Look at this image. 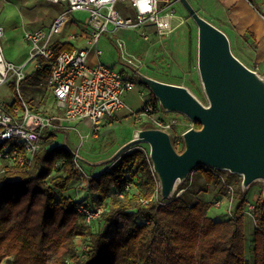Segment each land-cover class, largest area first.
Here are the masks:
<instances>
[{
    "label": "trees",
    "instance_id": "1",
    "mask_svg": "<svg viewBox=\"0 0 264 264\" xmlns=\"http://www.w3.org/2000/svg\"><path fill=\"white\" fill-rule=\"evenodd\" d=\"M73 48L71 43L55 45L57 53ZM48 76L49 71L40 66L23 82L32 77L42 82ZM152 100L155 111L162 110L153 94ZM19 102L17 95L12 105ZM12 105L6 108L11 110ZM55 134V130H45L33 165L20 168L6 163L0 167V264H50L52 251L59 252L57 264H154L155 242L166 264H264L263 192L255 202L256 227L249 256L243 213L246 192L239 195L234 216L227 219L208 215V203L192 201L185 194L172 199L159 195L157 201L158 178L149 150L139 144L108 169L91 173L94 198L88 205L104 202L105 209L92 224L81 222V200L65 195L71 181L78 178L75 155L65 144L46 147ZM132 168H136V186L124 190L126 172ZM198 169L210 182L220 181V174L226 172ZM56 170L63 172L55 175ZM144 199L150 200L148 204Z\"/></svg>",
    "mask_w": 264,
    "mask_h": 264
},
{
    "label": "built area",
    "instance_id": "2",
    "mask_svg": "<svg viewBox=\"0 0 264 264\" xmlns=\"http://www.w3.org/2000/svg\"><path fill=\"white\" fill-rule=\"evenodd\" d=\"M48 1L63 6V9L49 25L26 29L24 38L30 46V59L37 60V67L43 66L49 71L45 86L53 95L59 114L46 115L33 110L26 102L21 93V86L26 78L25 69L28 62L17 64L6 58L1 42L5 29L0 25V87L12 84L20 99L18 105H13L11 110L0 103V159L20 168L33 164L37 152L42 148L45 130L77 129L75 123H81L87 125L89 136L97 137L102 132L106 120L126 107L125 97L135 86V81L113 65L99 59L103 55L99 42L104 33L113 37L120 29L137 28L147 24L152 25L161 38L170 35L183 24V20L177 15L173 0ZM119 3L124 4L127 10H119ZM127 11L132 14L129 15ZM79 12L87 14L80 22L75 20V14ZM72 24L75 26L73 29ZM77 42L84 44L78 45ZM57 43H71L74 48L57 53ZM119 45L122 46L121 41ZM92 52L97 56V61L90 60ZM131 61L125 65L134 72L129 66H133ZM142 108V114H151L153 124L172 134L177 148L183 146L182 133L185 131L179 130V127L185 125L187 130L197 126L196 122L189 118V121L184 123L162 110L155 111V104L150 98ZM78 154L77 151L74 152L76 167L80 176L87 178V195L78 204V212L82 216L81 222L92 224L102 215L105 205L104 202L93 207L88 205L93 201L90 188L92 175L86 172ZM135 171L136 168H132L126 172L124 190L135 188ZM224 183L227 193L218 198L215 206L224 203L229 194L234 196V186L226 180ZM120 195H123L122 191ZM158 195L156 192L154 197ZM149 201L143 200L144 203ZM254 212L255 202L247 201L244 215L254 217Z\"/></svg>",
    "mask_w": 264,
    "mask_h": 264
},
{
    "label": "rangeland",
    "instance_id": "3",
    "mask_svg": "<svg viewBox=\"0 0 264 264\" xmlns=\"http://www.w3.org/2000/svg\"><path fill=\"white\" fill-rule=\"evenodd\" d=\"M10 1L11 3H6L3 0L0 2V9H2L0 20L5 29V34L1 39L3 52L7 59L17 64L28 62L25 69L27 77L37 68V60L29 58L30 46L24 38L25 30L49 25L52 19L61 11V7L60 5L50 3L48 0ZM174 1H176L174 7L177 15L181 17L183 24L179 25L170 35L160 38L159 35H156L149 29L152 25L144 24L137 28L120 29L119 37L118 34L111 37L109 33H104L101 36L99 46L103 51V55L101 56L102 61L113 65L135 81V86L132 88L130 95L125 97L127 106L104 123V129L108 127L107 131L105 129L97 137L89 136L87 127L80 123L75 125L77 129H55L56 134L52 139L53 141L46 146L48 149L65 144L73 152L77 151L83 158L96 162L110 157L121 145L132 139L136 131L143 128L145 123H152L151 114L146 112L142 114L141 112L146 99L148 97L150 100L152 99L151 91L133 71L123 65L124 63L130 64L129 60H132L131 63L145 74L155 78L160 77L158 79L163 81L187 86L200 100L208 103L198 68V26L181 1ZM117 8L122 12L123 10H127L124 4L120 3L117 5ZM127 13L129 15L132 14L130 11H127ZM201 13L206 18L211 19V16L205 10H202ZM86 16L85 12H79L75 14V20H79V22L83 21ZM71 28L73 29L75 26L72 24ZM78 30L81 31L80 28ZM120 41L122 42V46L119 45ZM77 44L83 45L84 43L77 42ZM232 49L238 56L237 49L233 46ZM45 83L46 81L39 82V80H35L32 77L31 80H26V82L22 83L21 93L26 102L32 108L37 109V111L46 115L59 114L60 111L52 97H50V94H48ZM16 96L17 93L12 84L9 83L0 87V102H3L6 106L12 105ZM151 102L155 101L152 100ZM157 102V104H160L159 101ZM166 114L178 118L180 122L185 123L189 121L184 114L179 112H166ZM112 122H116V124H110ZM179 130H186V126H180ZM44 145L43 142V147ZM139 145L148 150L150 149L147 143ZM6 163L9 164L7 161L0 159V167ZM84 163L88 164L89 167ZM112 163L92 165L81 160V164L89 174L108 169ZM62 172L63 170H56L54 174ZM220 178V181L210 182L201 169H197L188 180L178 185L174 197L185 194L192 201H205L208 203V215L216 219H227L233 215V210L238 203L240 194L246 192L247 201L256 202L264 190V180L261 179L253 181L247 190L244 191L242 187V175H230L229 171H226L220 174ZM224 180L234 186V196L232 197L229 194L224 203L215 206L218 198L227 193V189L223 186ZM72 184L78 188V195H85L80 199L83 200L87 195V178L85 176L82 178L78 174V178L71 181L70 185ZM222 187H224L223 191H221ZM92 195L94 198L93 190ZM159 195L155 200H160ZM231 207L232 209H230ZM245 221L247 254L250 256L251 240L256 224L253 216H245ZM154 246V264H166L165 254L162 249L159 248L156 242ZM57 255H59L58 251L50 253V264H57Z\"/></svg>",
    "mask_w": 264,
    "mask_h": 264
},
{
    "label": "water",
    "instance_id": "4",
    "mask_svg": "<svg viewBox=\"0 0 264 264\" xmlns=\"http://www.w3.org/2000/svg\"><path fill=\"white\" fill-rule=\"evenodd\" d=\"M180 1L198 26V68L208 103L185 85L129 66L164 112L182 113L200 126L182 133V148H177L169 131L151 123L108 158L92 162L78 157L92 165L111 163L130 147L147 143L163 199H171L178 185L200 167L242 175L246 191L253 181L264 180V74L243 62L227 33L202 16L190 0Z\"/></svg>",
    "mask_w": 264,
    "mask_h": 264
},
{
    "label": "crops",
    "instance_id": "5",
    "mask_svg": "<svg viewBox=\"0 0 264 264\" xmlns=\"http://www.w3.org/2000/svg\"><path fill=\"white\" fill-rule=\"evenodd\" d=\"M3 1L6 3H11V1ZM0 2H2V0H0ZM190 2L204 17L205 15H203L201 11L205 10L206 13L211 16V19L208 17L207 19L227 33L231 40L232 46L237 49L238 57L243 62H245L251 68L256 69L260 73L264 74V0H253V2L251 0H190ZM60 7V10H62L63 6L60 5ZM1 10L2 9H0V13ZM179 18L181 19V17ZM0 25H2L1 20ZM149 29L158 35L155 32L154 27L150 26ZM117 34L119 37V31ZM90 60L93 62L98 60L94 52L91 53ZM123 65L127 68L125 63ZM47 91L48 94H50V97H52L54 100V97L50 91L48 89ZM130 93L131 91H129L126 96H129ZM148 99L149 97L146 99V101ZM110 124L114 125L116 122ZM83 125L87 127L86 124ZM105 129L107 131L108 127H105ZM105 129L103 127L102 132L105 131ZM78 191V188L72 184L70 185V189L65 192V195L80 200L85 195H78ZM112 191H114V186L112 187Z\"/></svg>",
    "mask_w": 264,
    "mask_h": 264
},
{
    "label": "bare ground",
    "instance_id": "6",
    "mask_svg": "<svg viewBox=\"0 0 264 264\" xmlns=\"http://www.w3.org/2000/svg\"><path fill=\"white\" fill-rule=\"evenodd\" d=\"M173 1H174V0H173ZM174 2H176V1H174ZM133 66L136 67L134 64H133Z\"/></svg>",
    "mask_w": 264,
    "mask_h": 264
}]
</instances>
